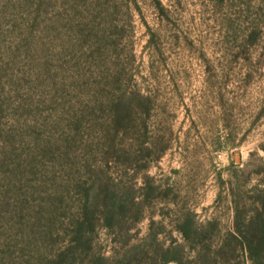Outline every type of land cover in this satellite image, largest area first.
Listing matches in <instances>:
<instances>
[{"label": "rangeland", "instance_id": "1", "mask_svg": "<svg viewBox=\"0 0 264 264\" xmlns=\"http://www.w3.org/2000/svg\"><path fill=\"white\" fill-rule=\"evenodd\" d=\"M263 204L264 0H0V264H252Z\"/></svg>", "mask_w": 264, "mask_h": 264}, {"label": "trees", "instance_id": "2", "mask_svg": "<svg viewBox=\"0 0 264 264\" xmlns=\"http://www.w3.org/2000/svg\"><path fill=\"white\" fill-rule=\"evenodd\" d=\"M128 201H123V199L119 198L116 195H112L110 199H108V203L105 208V217L108 221L111 220L115 215L121 214L126 209ZM131 203H134V200H131ZM264 206V204H263ZM263 214V212H262ZM85 215V219L79 220L76 223L75 227V236L72 239V243L75 245L74 247H69L68 249L72 250H80L82 253H88L90 250L89 241L85 240L84 231L89 228V230H93V224L89 216ZM240 221L238 210H235V218H234V227L235 233L232 235L240 241L241 248L244 252H246L249 260L252 264H263L264 262V221L258 218L257 220H250L248 226L242 224ZM177 231L182 236L184 240H190L193 235V221L192 219L184 215L180 222L178 223ZM247 228V229H246ZM154 239L155 235H151ZM64 256H61V259ZM161 264H168L172 262L173 264H187L184 262L183 250L180 246H176V244H169L166 248L161 250ZM99 260H102L100 257L96 258L92 256L87 264H102L99 263ZM63 261V260H61ZM189 263V262H188Z\"/></svg>", "mask_w": 264, "mask_h": 264}]
</instances>
